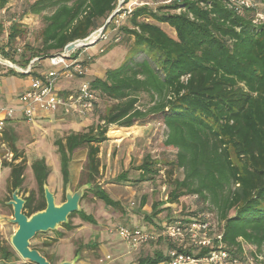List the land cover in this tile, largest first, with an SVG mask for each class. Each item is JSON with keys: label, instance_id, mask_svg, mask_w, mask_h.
Masks as SVG:
<instances>
[{"label": "trees", "instance_id": "1", "mask_svg": "<svg viewBox=\"0 0 264 264\" xmlns=\"http://www.w3.org/2000/svg\"><path fill=\"white\" fill-rule=\"evenodd\" d=\"M10 1L0 0V10ZM130 1L126 0L122 7ZM119 3L120 0H35L24 10L42 18L41 48L29 45L17 60L12 44L23 29L15 24L9 30V49L0 44V53L24 66L33 58L49 59L69 44L102 29ZM260 3L264 6V0ZM260 10L237 15L223 0H185L156 10L139 7L128 15L126 24L118 27L121 10L103 34L110 27H118L127 40L130 56L119 68L108 70L104 78L90 82L98 95L113 105L102 118L101 132L95 134L92 128L88 133H72L65 144H59L64 184L70 181V157L77 149L89 148L88 167L93 180L100 168L98 145L106 141L109 127L131 128L137 122L160 116L159 123L167 134L164 145L176 150L172 169L167 172L171 177L174 171L182 173V179L172 180L167 201L173 204L185 196H196L204 208L191 217L216 212L224 224L228 246L239 255L242 240L255 247L250 254L257 264H264V22L254 24ZM160 24L173 28L176 36ZM9 73L17 75L14 70ZM142 98L148 99V104L142 105ZM11 137L5 132L4 141L13 149L17 161ZM6 165L11 168V189L20 190L25 166ZM32 171L41 197L24 198L28 216L46 209L44 186L51 174L45 159L36 160ZM140 171V181H154L161 170L148 157ZM96 194L106 204L117 205L104 190ZM163 203L153 207L155 216ZM62 226L71 228L69 223ZM157 226L161 228V223ZM164 241L160 239L155 244L164 243L169 250ZM0 252L5 258L13 255L7 249ZM165 259L163 253H157L140 264H159Z\"/></svg>", "mask_w": 264, "mask_h": 264}, {"label": "rangeland", "instance_id": "2", "mask_svg": "<svg viewBox=\"0 0 264 264\" xmlns=\"http://www.w3.org/2000/svg\"><path fill=\"white\" fill-rule=\"evenodd\" d=\"M13 2L15 6L6 15L0 10V26L23 9L21 0H13ZM145 2L149 0H131L120 10L129 12ZM148 7L156 10L161 6ZM261 9L263 10H259L264 17V6H261ZM176 13L179 14L178 11ZM127 18L128 15L120 20L117 26L126 24ZM20 25L23 33L12 44V49L23 46L26 51L29 45L34 49L41 48V33L44 28L42 18L30 14L29 18L23 20ZM161 26L171 36H176L173 28L167 25ZM118 27L115 29L110 27L105 33V38L101 36L92 46L77 50L75 58L87 68L86 81L104 78L108 70L119 68L130 56L127 40L123 39ZM121 40L123 42L118 45L116 42ZM0 44L2 46L7 44L4 28L0 32ZM6 49H9V46H6ZM16 59L19 60V57ZM43 61L44 66L40 64L39 69L49 70L51 67L49 59ZM80 83L82 80L68 82L62 79L58 83V90L77 89ZM2 101L5 102V99L2 98ZM141 104H148V99L142 98ZM112 105L113 102L99 96L97 111L88 118L59 115L46 119L39 118L34 123L17 121L7 127L6 133L12 135L15 155L19 157L17 161H14V156L10 157V153L13 154L14 151L9 146L1 151L0 250L7 249L13 255L5 258L0 252V264H31L24 261L11 245V238L18 230V226L11 222L14 212L9 202L12 200L13 189L10 187L11 168L6 163H22L25 166L24 183L19 194L22 198L31 195H35L36 199L41 197L32 171V164L40 159H45L50 167L51 174L47 185L55 195L57 205L65 201L68 191L75 193L86 187L80 203V212L69 221L70 229L61 226L57 231L40 234L31 241L32 248L41 250L53 264H140L141 260L155 258L157 253H163L166 257L169 250L163 246L164 243H153L133 251L127 247L117 230L124 226L141 228L143 231L159 229L158 224L182 216L187 218L186 216H191L193 212L203 207V204L198 203L196 196H185L173 204L167 201L172 180L182 179V173L174 171V176L171 177L167 172L172 169L170 164L175 160L176 150L164 145L167 134L164 125L159 123L160 116L152 117L153 119L149 121L137 122L131 128L109 127L106 141L98 145L100 168L99 174L95 175L93 180L88 167L89 148L85 146L77 149L70 157V181L67 185L64 184L59 144L62 142L65 144L67 137L72 133H88L92 128L95 134L101 132L102 128L99 127L104 126L102 118ZM9 107L20 109L16 103ZM148 157L156 162L157 168L161 171L154 181H140L143 177L140 168ZM99 189L104 190L117 205H108L102 201L96 194ZM143 201L145 204H142ZM161 202H164V205L159 209L160 213L156 217L153 207ZM205 207L211 206L206 204ZM208 213L219 220L216 212ZM247 250L248 253L256 251L255 247L249 245ZM248 255L251 257L250 254ZM108 256L112 258L110 261H106Z\"/></svg>", "mask_w": 264, "mask_h": 264}, {"label": "built area", "instance_id": "3", "mask_svg": "<svg viewBox=\"0 0 264 264\" xmlns=\"http://www.w3.org/2000/svg\"><path fill=\"white\" fill-rule=\"evenodd\" d=\"M34 1L21 0V4L25 7L28 3ZM184 1L149 0V2L140 4L139 7L151 5L170 6L174 3H183ZM223 1L228 9L237 15H243L250 10L258 11L262 6L261 0ZM14 6L15 3L11 0L2 10L3 14L6 15ZM24 7L3 24L6 40L9 37V30L15 24H21L23 20L29 18L30 14L24 10ZM132 11L123 12L116 24L127 15H130ZM261 14H256L254 24L260 25L264 22V17ZM103 32L95 37L93 41L97 42L101 36L105 38ZM79 48L77 47L72 52L66 51L65 48L58 55L49 58L50 69L37 73L38 75L33 78L31 85L19 96L20 109L4 106L0 99V160L1 151L7 149V144L4 141L6 129L19 118L25 122L34 123L39 118L46 116L76 115L80 118H88L95 112L99 95L92 88L90 81L85 80L87 68L84 63L79 62L75 58ZM24 50L25 47L23 46L16 47V55L18 57L22 56ZM40 63L39 58H33L29 64L24 66L5 58L0 53V76L8 74L11 70L21 75L31 74ZM62 79L68 82L78 79L82 80V83L79 84L77 89H71L68 92L59 91L58 83ZM19 113H21V116H19ZM10 157H13L12 153H10ZM186 217L170 219L161 223V228L159 229L143 231L141 228L124 226L120 227L117 232L127 247L133 251L156 243L160 239L165 240L170 248L168 255L165 257L166 259L159 264H257L256 258L248 253V245L244 244L242 240V252L239 255L236 254L234 248L228 246L224 239V224L218 218L216 220L213 214L207 212L199 218ZM111 259L108 256L106 261Z\"/></svg>", "mask_w": 264, "mask_h": 264}, {"label": "water", "instance_id": "4", "mask_svg": "<svg viewBox=\"0 0 264 264\" xmlns=\"http://www.w3.org/2000/svg\"><path fill=\"white\" fill-rule=\"evenodd\" d=\"M126 0H120L118 9L108 19L106 25L99 31L93 33L85 40H79L69 44L66 51L72 52L77 47H90L94 43L91 38L95 35L99 36L112 19L120 12L122 5ZM26 75H29L26 74ZM86 187L81 188L77 192L68 191L66 194V201L61 205H57L55 195L50 191L48 185L44 186L45 200L47 207L45 210L37 212L31 216L25 213L26 200L20 197V190L17 189L12 194V200L9 205L13 208L14 225L18 226V230L11 238V245L17 254L24 260L31 264H52L40 251L32 248L31 241L39 234H46L57 231L59 227L69 223V217L72 214L80 212V203L84 197ZM70 264V263H61ZM75 264V263H71Z\"/></svg>", "mask_w": 264, "mask_h": 264}, {"label": "crops", "instance_id": "5", "mask_svg": "<svg viewBox=\"0 0 264 264\" xmlns=\"http://www.w3.org/2000/svg\"><path fill=\"white\" fill-rule=\"evenodd\" d=\"M42 66H44V61H41ZM45 72L41 69H39V66H37V68L32 72L35 73L36 75H38L37 73H42ZM4 74L3 76H0V99L2 100V98L5 99V102L2 101V103L9 107L10 105H12L13 103H16L17 106L20 107L19 105V96L24 92L25 89H27L32 81L33 78L36 76L34 74H30L29 75H21V74H10L8 73ZM18 76L17 78H13L12 76ZM31 76V77H29ZM69 90H71L70 88L64 90V92H68ZM62 116V115H61ZM57 117V116H54ZM49 117H43L42 119H46ZM17 121H23L21 120V118H19ZM139 225H141V223H138Z\"/></svg>", "mask_w": 264, "mask_h": 264}, {"label": "bare ground", "instance_id": "6", "mask_svg": "<svg viewBox=\"0 0 264 264\" xmlns=\"http://www.w3.org/2000/svg\"><path fill=\"white\" fill-rule=\"evenodd\" d=\"M95 37H97V35H95L93 38H91V40H94V39H95Z\"/></svg>", "mask_w": 264, "mask_h": 264}]
</instances>
